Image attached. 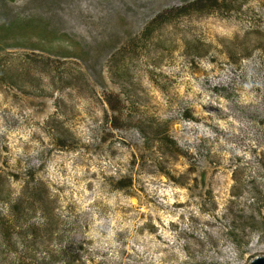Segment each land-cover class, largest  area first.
Returning a JSON list of instances; mask_svg holds the SVG:
<instances>
[{
	"label": "rangeland",
	"instance_id": "1",
	"mask_svg": "<svg viewBox=\"0 0 264 264\" xmlns=\"http://www.w3.org/2000/svg\"><path fill=\"white\" fill-rule=\"evenodd\" d=\"M180 1L0 0V19L32 20L0 44L19 72L0 79V264L264 255V57L236 53L264 38V0L166 14L141 32ZM139 120L158 127L150 139ZM33 195L43 201L11 207Z\"/></svg>",
	"mask_w": 264,
	"mask_h": 264
},
{
	"label": "trees",
	"instance_id": "2",
	"mask_svg": "<svg viewBox=\"0 0 264 264\" xmlns=\"http://www.w3.org/2000/svg\"><path fill=\"white\" fill-rule=\"evenodd\" d=\"M180 2L181 3L179 5H176V6L170 5L166 9H162L161 12H159L155 16L148 18L145 21V24H144L141 32L144 34H147V32L151 29V26H153L154 22L161 19V17H163L166 14H172V13L183 14V13H185L184 11H186V10L187 11H189V10H198V11L202 10L203 12H206V11H208V9L217 8L220 5L221 6L228 5L226 0H189V1L188 0H181ZM111 11H113V10L108 9L107 14L104 15L106 22H109V20H111L113 17L112 15L110 16ZM114 19L115 20H113L112 23L116 24V22L119 21V16H116V17L114 16ZM31 21L32 20L30 18L28 19V18L19 17V16H15V17H11V18L6 17L4 19L2 17L0 19V44L1 43L8 44L6 39H8V37H9L7 35L9 33H12V30L14 29V28H12V26L17 29V31H18L17 33H22L25 30H27L25 25L29 24ZM35 23L40 24L41 20L40 19L36 20ZM29 28L31 29V31L33 29L34 31L39 30V32H44V28L42 26L39 28H36V27L35 28L29 27ZM40 35H44V33H41ZM10 37H12V36H10ZM22 40H23V37H20V36L16 37L15 36V38L10 43L19 44V43H21ZM109 40L111 41L110 43L112 44V39L110 38ZM237 50H238L236 52L237 54H241V55H245V56L250 55L252 52L258 51L259 53H262L261 55L264 57V38L258 39L257 41H255V43L251 49L240 45ZM111 55L109 56V61H108L110 67L113 64V60L116 57L120 56L119 54H116L115 51H113ZM1 62H2V60L0 59V79H4V80L12 79L15 83V79L17 77H19V74H18L19 72L16 69L12 70V69L4 68ZM123 71L124 70H122V72H120V71H118V72H120V74L126 73ZM126 75H127V73L125 75L123 74V76H126ZM263 77H264V62H263ZM16 86H19V84H16ZM183 111H184L183 112L184 115L187 116L186 111L185 110H183ZM134 123H135V128H136L138 134L141 135L142 138L145 140L150 139L157 132L156 129L158 127L151 128L150 131H152V134L149 132V127L151 125L149 120H147V121H140L139 120V121H136ZM63 136L67 138L66 135H63ZM166 140H168L171 143H174L172 141V139L169 137H166ZM129 181H130L129 176H127V175L122 176L116 180V185L120 189H124V188L128 187ZM40 195H41V193H40ZM34 197H37V196H34ZM34 197L31 198V203H29V204H26L22 199H18L17 201H14L11 204V207L15 210H17V208H22L23 211H27V208L32 206L33 202H34L33 206H37L38 202H39L38 200H42V198L37 197L36 200L34 201ZM45 208H47V206L44 202V207L41 208V211L45 212ZM3 233H6V230H4ZM17 264H21V262H17Z\"/></svg>",
	"mask_w": 264,
	"mask_h": 264
},
{
	"label": "water",
	"instance_id": "3",
	"mask_svg": "<svg viewBox=\"0 0 264 264\" xmlns=\"http://www.w3.org/2000/svg\"><path fill=\"white\" fill-rule=\"evenodd\" d=\"M243 264H264V255L254 254Z\"/></svg>",
	"mask_w": 264,
	"mask_h": 264
}]
</instances>
